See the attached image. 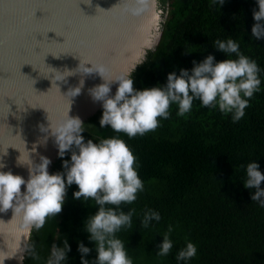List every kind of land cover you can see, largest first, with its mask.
Wrapping results in <instances>:
<instances>
[{
	"label": "trees",
	"instance_id": "1",
	"mask_svg": "<svg viewBox=\"0 0 264 264\" xmlns=\"http://www.w3.org/2000/svg\"><path fill=\"white\" fill-rule=\"evenodd\" d=\"M158 6L169 16L159 45L147 51L133 73L136 89L166 84L170 72L190 70L193 61L208 55L217 61L226 59L213 47L217 38L237 40L241 51L264 69V39L252 35L256 0H226L221 8L210 6V0H158ZM260 75L261 90L238 122L218 108L201 106L198 100L183 117L177 116L178 106L172 105L170 117L162 119L161 126L133 138L110 126L102 128L103 110L84 122L85 142L119 135L137 157L145 190L132 204L122 205L125 212L135 208L136 214L132 227L117 234L134 264H177L176 255L189 240L198 253L188 264H264V207L252 201L254 189L244 187L247 163L257 160L264 172V71ZM70 158L71 151L60 156L51 173L64 171V161ZM75 191L78 186L73 184L62 211L48 217L40 230H32L30 240L42 259L33 260L27 254L24 264H43L51 245L62 246L65 238L71 246L68 264H81L79 241L93 249L87 258H96L95 244L83 229L98 208L94 200H76ZM147 209L159 211L162 219L143 228L141 219ZM169 224L175 228L174 247L169 255L158 257Z\"/></svg>",
	"mask_w": 264,
	"mask_h": 264
},
{
	"label": "clouds",
	"instance_id": "2",
	"mask_svg": "<svg viewBox=\"0 0 264 264\" xmlns=\"http://www.w3.org/2000/svg\"><path fill=\"white\" fill-rule=\"evenodd\" d=\"M226 0H210V6L224 5ZM258 10L253 9L256 23L252 27V35L256 39H264V0H256ZM144 7H148L147 4ZM54 32V31H50ZM57 35V34H56ZM154 41L149 47H154ZM213 47L226 55V59L217 61L214 55H208L203 61H193L192 69H180L179 74L172 71L167 76L166 84L155 87H145L142 90L134 87L133 73L143 60H138L129 72L120 75L115 80L108 81L102 73L106 71L103 65H92L80 62L75 71L81 73L99 72L105 83L90 90L93 99L102 101L103 114L100 119L102 128L110 126L117 133H125L129 138L155 130L162 124V119L171 115L170 107L178 106L177 116L183 117L191 112L194 101L209 109H219L225 115L231 114L233 122H238L245 116L250 99L261 90V69L257 61L241 51L240 43L229 37L217 38ZM235 54V58H232ZM25 75V74H24ZM27 76V75H26ZM63 80L57 78V81ZM118 82L114 95L111 85ZM84 81L80 84L83 86ZM81 87L71 89V97L80 93ZM49 120V118H48ZM50 121V120H49ZM55 137V142L61 157L71 151V158L64 161V171L50 173V158L40 157V163H35L31 157L24 165L29 176L13 174L11 170L3 171L6 165L0 160V212L13 209L14 214L21 215L23 227L29 232L40 230L48 217L56 216L65 205L67 190L73 184L78 191L73 193L76 200H94L98 210L90 215L84 223V231L88 239L95 244L96 258L87 257L92 248L83 241L78 242L77 251L81 253V264H134L129 255L125 241L117 234L124 228H131L135 208L127 212L123 204H132L138 194L145 190V184L138 174L137 157L127 142L119 135L103 138L99 141L88 139L82 133L86 130L83 121L77 117H68L41 130ZM18 163L19 160H18ZM21 164V163H20ZM242 167H244L242 165ZM22 185L25 190L22 191ZM264 172L260 170L257 160L246 165L244 187L254 189L251 199L264 207ZM162 219L159 211L147 209L144 211L141 225L143 228L152 226L153 221ZM175 228L168 225L163 234V242L159 245L158 257L170 254L174 247L171 238ZM27 252L33 260H41L37 245L31 240L24 242L23 247L9 254L8 250H0V264L11 258H17L23 264ZM71 246L67 238L62 246L53 243L50 252L43 259V264H68V253ZM198 253L197 245L187 241L177 255V264H188ZM19 254V255H18Z\"/></svg>",
	"mask_w": 264,
	"mask_h": 264
},
{
	"label": "water",
	"instance_id": "3",
	"mask_svg": "<svg viewBox=\"0 0 264 264\" xmlns=\"http://www.w3.org/2000/svg\"><path fill=\"white\" fill-rule=\"evenodd\" d=\"M162 13L158 0H0L2 170L27 179L24 164L29 157L40 163L46 156L51 173L59 149L51 130L44 132L41 125H55L68 114L84 123L103 110V102L94 100L90 90L144 61L154 49L148 45ZM80 62L105 66L104 78L99 72L75 71ZM76 87L81 91L71 97L68 92ZM111 88L114 95L118 82ZM32 230L23 227L13 209L0 212V250L12 254L30 240ZM5 264L19 261L11 258Z\"/></svg>",
	"mask_w": 264,
	"mask_h": 264
},
{
	"label": "rangeland",
	"instance_id": "4",
	"mask_svg": "<svg viewBox=\"0 0 264 264\" xmlns=\"http://www.w3.org/2000/svg\"><path fill=\"white\" fill-rule=\"evenodd\" d=\"M168 16H169L168 13H166V14L162 13V15H161V18L159 20L158 28H157V30H155L154 48H156L159 45V43H160V41L162 39V35H160V33L161 32L163 33L164 26H165V23L167 22ZM159 35H160V38H159L160 41L156 39V37H158Z\"/></svg>",
	"mask_w": 264,
	"mask_h": 264
}]
</instances>
